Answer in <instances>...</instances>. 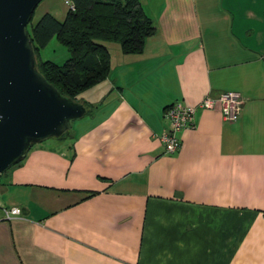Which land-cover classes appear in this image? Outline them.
I'll list each match as a JSON object with an SVG mask.
<instances>
[{"label": "crops", "instance_id": "obj_1", "mask_svg": "<svg viewBox=\"0 0 264 264\" xmlns=\"http://www.w3.org/2000/svg\"><path fill=\"white\" fill-rule=\"evenodd\" d=\"M140 4L142 52L108 44L89 116L1 176L0 264H264V0ZM226 92L237 121L198 108L164 153L166 107Z\"/></svg>", "mask_w": 264, "mask_h": 264}, {"label": "trees", "instance_id": "obj_2", "mask_svg": "<svg viewBox=\"0 0 264 264\" xmlns=\"http://www.w3.org/2000/svg\"><path fill=\"white\" fill-rule=\"evenodd\" d=\"M69 1L71 6H67L63 20L46 13L31 25V17L27 31L40 74L62 96L77 101L83 92L107 79L110 71L108 44H117L123 55L139 54L146 40L156 33V27L141 7L140 0ZM52 39L68 52L62 64L39 58L40 51ZM83 104L86 114H90L94 106ZM70 131L52 139L64 140Z\"/></svg>", "mask_w": 264, "mask_h": 264}, {"label": "water", "instance_id": "obj_3", "mask_svg": "<svg viewBox=\"0 0 264 264\" xmlns=\"http://www.w3.org/2000/svg\"><path fill=\"white\" fill-rule=\"evenodd\" d=\"M41 1L0 0V175L33 145L61 137L87 113L37 69L27 25Z\"/></svg>", "mask_w": 264, "mask_h": 264}, {"label": "built area", "instance_id": "obj_4", "mask_svg": "<svg viewBox=\"0 0 264 264\" xmlns=\"http://www.w3.org/2000/svg\"><path fill=\"white\" fill-rule=\"evenodd\" d=\"M64 4L71 6L69 0H64ZM215 104L219 105L224 121L235 122L239 117L243 99L239 93L226 92L221 93L216 98L206 96L197 106H188L181 102H176L166 107L164 119L168 123V128L159 136L164 153L171 155L178 151L180 145L178 135L181 131L194 127V116L198 108L210 110L214 108ZM20 214L21 210L16 207L5 210L7 219Z\"/></svg>", "mask_w": 264, "mask_h": 264}, {"label": "rangeland", "instance_id": "obj_5", "mask_svg": "<svg viewBox=\"0 0 264 264\" xmlns=\"http://www.w3.org/2000/svg\"><path fill=\"white\" fill-rule=\"evenodd\" d=\"M149 1L150 0H142L143 3H147ZM67 9L68 8L64 4L63 0H42L37 5L36 9L33 12L31 25H34L38 21V19L46 13L53 15L58 20H63L67 12ZM111 45L117 46V44H111ZM67 57H68V52L66 51L65 47L59 44L55 39H52L50 43L40 51L39 58L42 61L50 60L56 64H62L67 59ZM95 100H97V98H93V99L89 98L86 92L77 97L78 102H82L85 104H91L92 101ZM87 116H89V114H86L84 117ZM83 118L74 120L75 125H77L78 121H81ZM74 129L75 128H72L70 134L74 131ZM48 143L50 142L48 141Z\"/></svg>", "mask_w": 264, "mask_h": 264}]
</instances>
